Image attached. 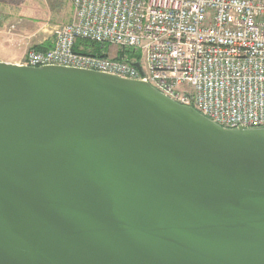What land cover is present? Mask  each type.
I'll use <instances>...</instances> for the list:
<instances>
[{
  "label": "water",
  "instance_id": "1",
  "mask_svg": "<svg viewBox=\"0 0 264 264\" xmlns=\"http://www.w3.org/2000/svg\"><path fill=\"white\" fill-rule=\"evenodd\" d=\"M0 264H264V126L0 61Z\"/></svg>",
  "mask_w": 264,
  "mask_h": 264
},
{
  "label": "built area",
  "instance_id": "2",
  "mask_svg": "<svg viewBox=\"0 0 264 264\" xmlns=\"http://www.w3.org/2000/svg\"><path fill=\"white\" fill-rule=\"evenodd\" d=\"M70 3L71 16L56 25L51 46L26 49L16 64L144 80L222 127L264 126V0ZM79 41L99 44L101 55L81 44L75 50Z\"/></svg>",
  "mask_w": 264,
  "mask_h": 264
},
{
  "label": "rangeland",
  "instance_id": "3",
  "mask_svg": "<svg viewBox=\"0 0 264 264\" xmlns=\"http://www.w3.org/2000/svg\"><path fill=\"white\" fill-rule=\"evenodd\" d=\"M69 1L0 0V32L2 34L6 32L7 38L17 49L23 47L28 49L47 41L52 42L56 25L69 20ZM10 26L14 27L10 28ZM3 39L5 38L0 36V48L4 45ZM83 44L88 49L95 47L102 49L96 43L83 42Z\"/></svg>",
  "mask_w": 264,
  "mask_h": 264
},
{
  "label": "crops",
  "instance_id": "4",
  "mask_svg": "<svg viewBox=\"0 0 264 264\" xmlns=\"http://www.w3.org/2000/svg\"><path fill=\"white\" fill-rule=\"evenodd\" d=\"M68 9H69V16H68V19H69L70 14H71V10H72L70 1H69V8ZM0 36H3L5 38V39H3L4 45H3V47L0 48V61H6V62H11V63H17L18 61H20L21 58L23 57L25 51H26V48H24V47L18 48V49L16 47L14 48L10 39L7 38L6 32H4L3 34H2V32H0ZM47 43H48V41H47ZM48 45L51 46V41H49Z\"/></svg>",
  "mask_w": 264,
  "mask_h": 264
},
{
  "label": "trees",
  "instance_id": "5",
  "mask_svg": "<svg viewBox=\"0 0 264 264\" xmlns=\"http://www.w3.org/2000/svg\"><path fill=\"white\" fill-rule=\"evenodd\" d=\"M83 42H87V41H79V42L75 45L74 49H75V50H79V44H81V45L84 46ZM49 46H50V45H48L47 42H44V43H42V44L37 45L35 48H38V49H44V48H48ZM86 50H87V51H86ZM84 52H85V53H91V54H98V55H101V51H100L99 47H95V48H92V49H88V48H86V47L84 46Z\"/></svg>",
  "mask_w": 264,
  "mask_h": 264
}]
</instances>
